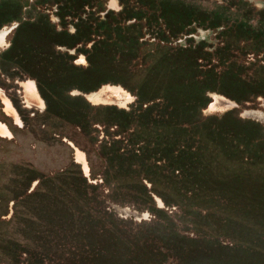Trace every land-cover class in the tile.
<instances>
[{"label": "rangeland", "instance_id": "374dc122", "mask_svg": "<svg viewBox=\"0 0 264 264\" xmlns=\"http://www.w3.org/2000/svg\"><path fill=\"white\" fill-rule=\"evenodd\" d=\"M71 1L80 4L82 16L97 23L91 14L98 11L94 0L93 6L92 0H22L26 5L19 7V13L24 18L46 12L57 29L62 23L74 32V26L66 23ZM106 4L114 13L120 10L117 0ZM125 5L126 10L145 12L142 20L149 40L191 43L183 54L195 47L194 54L202 57L198 61L203 65L214 64V54L221 53L219 43L229 41L228 57L239 60L238 76L244 79L235 82L243 88L211 86L213 74L205 72L200 78L204 77L206 97L201 94L197 105L201 112L195 110L192 119L184 113L170 114L171 110L163 118L156 105L125 111L133 97L123 104L113 96L103 102L91 97L105 90V85L68 92L93 109L60 94L62 100H50L51 111L43 110L33 98L44 101L37 86V95L26 92L25 83L32 78L19 76L15 58L2 61L16 21L1 24L0 29L8 31L0 43V123L11 135L0 133V264H264V131L256 119L240 114L259 110L264 116V100L257 99L264 98V45L255 40L264 42L260 33L264 32V9H257L264 7V0H127ZM16 8L12 6V12ZM11 10L0 15V21ZM222 25L228 27L227 35H222L221 28L213 29ZM247 29L256 35L251 37ZM176 31L178 35L171 38ZM57 36L58 41H67L65 34ZM109 43L110 51L128 53L127 42ZM210 43L218 44L212 56L204 49L212 50ZM76 46H81L80 41L72 48L65 44L58 48L71 49L73 63L86 66L87 58L84 52L74 51ZM157 46L152 43L153 48ZM80 56L85 58L82 64L77 61ZM177 58V51L168 52L170 67L175 68ZM109 75L127 84L134 77L121 72ZM98 81L89 80L87 85ZM122 88L132 96L128 88ZM209 91L220 92L232 102L239 100L240 106L223 113L210 110ZM4 97L21 125L5 108ZM244 99L251 102L245 104ZM54 100L71 108L67 117L54 115L62 114ZM100 106L121 107L124 112L119 115L125 118H119L121 126L131 124L127 128L110 124L117 119L111 110L105 115L107 110ZM150 111L160 115L152 117V123L164 134L161 138L155 129L153 133L146 129L148 139L152 133L147 141L137 130ZM83 123L91 125L90 130L85 131Z\"/></svg>", "mask_w": 264, "mask_h": 264}, {"label": "trees", "instance_id": "16d2710c", "mask_svg": "<svg viewBox=\"0 0 264 264\" xmlns=\"http://www.w3.org/2000/svg\"><path fill=\"white\" fill-rule=\"evenodd\" d=\"M23 4L26 5L22 0H0V15H5L8 10H11L12 6H17L15 12L11 10V14L8 15V18L4 19V21H0V26L5 22L13 20L18 21V25L12 34L13 38L11 37L12 40L10 39L11 43L7 49L1 53V58L2 61L6 58H15L13 62L14 69L19 71V76H30L36 79L39 93L46 104L45 110L51 111L50 100L55 99L54 97H58L62 100L61 95H63L65 99H78L83 102L84 100H82L79 95H73L72 97L69 95L68 92L72 88L87 92L90 89L96 88L97 85L99 86L108 81L121 83V81L109 75L110 73L117 72H125L126 75H134L131 87L127 83H123L128 90L136 96L134 104L125 111L133 110L136 112L135 108L143 109L144 111L156 105L159 107V110L162 111L160 115L163 118H168L170 116L167 112L169 110H171L170 114L179 116L184 113L185 116L190 119L196 114L195 110L199 109V112H201L200 108H197V105L201 101V94H205L206 97L207 87L202 86L204 82L201 81L204 77L200 78L205 72L213 74L214 82L211 83V86H219L222 90H226L223 86L225 84L230 87L235 86L236 90H241L243 88V86H239L243 84L239 83L238 85L235 82L244 80L240 76L241 74L238 76L240 72L239 67H241L239 61L231 60L227 62L219 59L214 62V64L203 65L198 61L202 57L195 55L194 51H191L190 54H183L184 47L180 46L178 43L173 44L170 43V41L166 42L162 41L163 39H158V41L144 40L142 42L148 44H142L139 39L145 36L147 33H145V30L148 31L145 20H142L145 18V12H142V9L123 10L119 13L110 12L106 21L99 19L97 12L94 13L97 14V17H95L97 23L94 24L91 20L81 17L82 12L79 3L69 2L68 4H70V6L67 7L66 14L70 17V20L68 22L66 19V23H71L75 28L74 32H70L67 26L62 23L60 24L61 29H57V24L50 23L49 15L43 11L37 12L39 14L38 16L32 15L23 18L19 13L21 11L19 7ZM165 9L168 10V6L165 7ZM138 11L140 12L139 14H137ZM127 17H137V22L124 27L122 21ZM76 18L77 20L73 21V19ZM158 18L160 19V17ZM158 18L155 17V19ZM112 19L113 21L111 22ZM40 22H44L46 25L42 26L39 24ZM124 29L134 30V34H132L128 40L123 39L122 31ZM162 33H164L163 30L161 35ZM62 34L67 36V41H62L63 39L58 41L57 35ZM114 34L117 35L116 38ZM175 34H177V31L176 33L170 34L171 38L175 37ZM78 41H80V43L91 41L90 47L87 46L89 45L88 42L85 43L86 47H75L76 53L84 52L86 54L88 62L86 66L75 65L73 63L74 55L66 50H60L58 48V46H63L64 44L65 47L72 48ZM110 41H114V43L120 42L119 45L127 42L126 50H128V53L130 52L131 55H128L127 58L128 53H126V51H110V46H108ZM151 42H155L156 45L160 47L157 46L153 48ZM174 51H177L178 55L177 61L174 62L175 68L172 66L170 67L169 60L166 59L168 52L171 53ZM209 54L212 56L213 53L209 52ZM179 55H182V57H179ZM135 66H138V68H135ZM209 69H211L212 72L209 71ZM74 77L75 80H72ZM88 77H93L94 80L99 79V81L94 86L87 85L89 84V81H87ZM213 89L218 90L217 87ZM246 91L248 90L246 89ZM244 97L245 96L242 98ZM54 101L59 103L55 105L57 108L56 111L61 110L62 112V114L54 112V115L60 118L67 117V111H70L71 108L64 105L59 100ZM84 102L89 109H93L86 101ZM239 102V100L238 102L236 101L237 104H240ZM244 102L251 101L244 99ZM59 105H63L66 109H62ZM100 108L107 110L105 115H108L111 110L112 118L117 119L110 122V124L122 128L126 127V125L121 126L120 121L122 120L119 119H125L124 117H120V115H122L121 113L124 112L123 109H119L115 106H100ZM160 115H155V113L151 115L150 111L149 116H147L146 120L142 123L140 131H138V127H136L138 134L143 139L149 141L154 129L156 133L163 138L162 135L164 132L158 127L159 125L154 128L153 126L157 124L152 123V117L154 118V116H157L155 118H158ZM133 119L134 118H130V120ZM139 120L141 121L140 117ZM137 121L138 119L136 118V122ZM71 122H73V125H76L74 123L78 121ZM256 122L259 123L264 131V125L259 121ZM130 124L129 122L128 125ZM158 124L164 125V123L160 122ZM172 125L175 127L173 123ZM81 126L85 131L91 128V125H88V123H83ZM146 129L152 130L149 139L145 134ZM127 130L128 129L119 134H125ZM131 131L132 130L129 129V132ZM96 143H98V141H96Z\"/></svg>", "mask_w": 264, "mask_h": 264}, {"label": "flooded vegetation", "instance_id": "af4514ba", "mask_svg": "<svg viewBox=\"0 0 264 264\" xmlns=\"http://www.w3.org/2000/svg\"><path fill=\"white\" fill-rule=\"evenodd\" d=\"M94 1H98V7H97V12H92L91 14L92 15H95V17H97L96 15L98 14L99 15V19H101L102 21H106L107 20V14H108V12L109 11H111V12H114V11H112V10H110V9H108L106 6H107V4H106V2H107V0H94ZM118 1V4L120 5V10H118V11H116V13H118V12H120V11H123V10H126L129 6H126L125 5V3H127V0H117ZM72 2V1H71ZM90 6H93V0L92 1H90ZM144 9V8H143ZM257 9H264V7H260V8H257ZM136 10V9H135ZM260 11V10H259ZM264 11V10H263ZM94 13H97V14H94ZM83 19H89V17H88V15H86V14H84V16H81ZM136 19H137V17H127L126 19H124V24H123V26L124 27H126L127 26V24L128 25H131V24H134V23H136L137 21H136ZM70 20V19H69ZM72 20V19H71ZM13 21H15V20H13ZM12 21V22H13ZM73 21H76V19H73ZM15 24V25H14ZM13 25H12V27H16L17 25H18V21H16L15 23H14ZM188 26V25H187ZM186 25H185V27H187ZM218 28H221L220 30H224V32L222 33V35H227V30H228V27L227 26H221V27H218V26H215L213 29H218ZM8 30H6V29H0V36H2V42H3V37H4V35H5V33L7 32ZM181 32L182 31H180V33L179 34H181ZM9 33V32H8ZM146 33V32H145ZM246 33L249 35L250 34V36L251 37H253V36H255V35H253V33H251V30L250 29H247V31H246ZM260 33H264V32H260ZM260 33H257V34H260ZM122 34H123V39L125 40V39H127L128 40V38L129 37H131L132 36V34H134V30H132V29H130V30H128V29H124L123 31H122ZM115 35V34H114ZM116 36L117 35H115V38H116ZM149 37L150 36H148V33H146L145 34V36L144 37H142V39L143 40H148L149 41ZM142 39H139V41H143ZM126 40V41H127ZM229 40H231V39H229ZM241 40V42H244L243 41V39H240ZM255 40H257V42L256 43H259V44H261V45H264V42H259V39L258 38H255ZM147 41V42H148ZM86 42H88V41H86ZM85 42V43H86ZM85 43H82L81 42V46H84V44ZM88 44L89 45H87V46H89L90 47V44H91V41H89L88 42ZM211 45L210 46H212V44L213 43H210ZM180 46H182V47H188V46H193V44H191V43H188L187 45H185V44H179ZM214 45V48H212V50H209V49H206V48H204L205 49V51H207V52H212V51H214L216 48V46L218 45V44H216V43H214L213 44ZM219 45L220 46H218V47H220V56H219V54H214V56H216L217 58L216 59H214V62H216V61H218L219 59H221V60H224V61H227V62H230L231 61V59L228 57V53L230 52V48H231V46H232V44H229V41H227V40H224V41H221V43H219ZM196 46V45H195ZM60 47H62V46H60ZM76 47H80V46H76ZM88 48V47H87ZM60 49V48H59ZM60 50H66V51H68L70 54H74V52L73 53H71L70 52V50L71 49H66V48H64V49H60ZM195 50V47L192 49V51H194ZM75 51V50H74ZM261 52H263V53H261V58H262V60L264 61V58H263V55H264V51H261ZM85 54V53H84ZM85 57H86V54H85ZM139 57H141V56H139ZM142 58V57H141ZM74 59V58H73ZM255 60V59H254ZM78 63L79 64H82V63H84L85 62V58L83 57V56H80L79 58H78ZM237 62L239 61V60H236ZM264 64V63H263ZM76 65V64H75ZM135 68H138V66H135ZM121 73H124L125 74V72H121ZM126 75V74H125ZM28 77H30V76H28ZM32 79H29V81H27V83H25V88H26V92L27 93H29V94H31V95H37L38 93H37V91H36V87H35V85L37 86V81H36V79L35 78H33V77H31ZM34 79V80H33ZM131 82H132V78H130L129 79V82H128V85H130V87H131ZM117 83H119V84H117ZM35 84V85H34ZM110 84V85H109ZM120 84H122L125 88H127L123 83H120V82H110V81H108V82H105V83H102L101 85H100V87L101 86H104V89L105 90H102L101 92H98V93H93L92 95H91V97L92 98H97V101H104L105 99H108L110 96H113L112 97V99L113 100H116V102H118V103H120V104H123V103H125V101L126 100H128V99H131L132 97H133V100H132V102L130 103V105H129V108H130V106L131 105H133L134 104V102H135V100H136V96L134 95V94H132V96H131V94L129 93V92H127V91H125L123 88H122V85H120ZM112 85H117V86H112ZM99 87V88H100ZM37 89H38V86H37ZM38 92H39V90H38ZM212 94H213V96H212ZM208 95H209V97H210V101L208 102V104H207V107H209L210 108V110H214L215 112H220V111H222V113L223 112H226V111H228V110H231L229 107H231L232 106V101H230V99H227L223 94H221L220 92H216V91H209L208 92ZM26 97H27V95H26ZM213 98H214V100H213ZM259 98V99H258ZM38 100L36 101V102H38V104H39V107L40 108H42L43 110L45 109V104H44V101L38 96V98H37ZM257 99L259 100V101H261V100H264V98L263 97H257ZM3 101H4V103H5V108L8 110V111H11L12 113H14V118H15V120H16V122L18 123V124H20L21 125V121L19 120V118H18V116H17V114L15 113V109H14V107L12 106V104L10 103V101H9V99L8 98H3L2 99ZM213 101V102H212ZM212 102V103H211ZM211 103V104H210ZM237 106H235V107H239V104H237L236 103V101L234 102ZM249 102H245V104H248ZM27 104H31V102H30V100H29V98H28V100H27ZM226 107L228 108V109H226ZM128 108V109H129ZM119 109H121V107L119 108ZM226 109V110H225ZM243 110V109H242ZM205 111V110H204ZM214 112V113H215ZM253 112H256L257 114L256 115H258V116H263L262 114V111H259V110H251L249 113H247V114H250L251 115V113H253ZM240 114H241V112H240ZM252 116V115H251ZM252 118H254V119H256V117H254V116H252ZM0 133L1 134H3V135H6V136H8V137H10V131L8 130V128L6 127V125L4 124V123H0ZM77 159H79L80 161H82V163H83V166H85V162H84V158L82 157V156H78V154H77ZM84 169L86 170V168L84 167Z\"/></svg>", "mask_w": 264, "mask_h": 264}, {"label": "water", "instance_id": "95a60500", "mask_svg": "<svg viewBox=\"0 0 264 264\" xmlns=\"http://www.w3.org/2000/svg\"><path fill=\"white\" fill-rule=\"evenodd\" d=\"M237 106L234 102L232 103V107H235ZM250 110H243V112L241 113V116L242 117H249V118H252V116L250 114H247L249 113ZM264 117V116H263ZM254 119V118H253ZM257 121H259L260 123H264V118H256ZM264 125V124H263Z\"/></svg>", "mask_w": 264, "mask_h": 264}, {"label": "bare ground", "instance_id": "6f19581e", "mask_svg": "<svg viewBox=\"0 0 264 264\" xmlns=\"http://www.w3.org/2000/svg\"><path fill=\"white\" fill-rule=\"evenodd\" d=\"M256 114H257L256 112L251 113V115L254 116V117H256V118H264L263 116H258Z\"/></svg>", "mask_w": 264, "mask_h": 264}, {"label": "crops", "instance_id": "0c3cea01", "mask_svg": "<svg viewBox=\"0 0 264 264\" xmlns=\"http://www.w3.org/2000/svg\"><path fill=\"white\" fill-rule=\"evenodd\" d=\"M93 79V77H88L87 78V81H89V80H92ZM33 98L35 99V100H37V97L35 98V96H33ZM45 104V103H44Z\"/></svg>", "mask_w": 264, "mask_h": 264}, {"label": "snow or ice", "instance_id": "6c2138e0", "mask_svg": "<svg viewBox=\"0 0 264 264\" xmlns=\"http://www.w3.org/2000/svg\"><path fill=\"white\" fill-rule=\"evenodd\" d=\"M113 3H115V0H113ZM0 43H2V36H0Z\"/></svg>", "mask_w": 264, "mask_h": 264}]
</instances>
